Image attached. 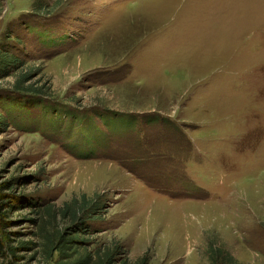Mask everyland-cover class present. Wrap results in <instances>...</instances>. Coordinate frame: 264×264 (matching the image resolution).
Returning a JSON list of instances; mask_svg holds the SVG:
<instances>
[{"label": "rangeland", "instance_id": "obj_1", "mask_svg": "<svg viewBox=\"0 0 264 264\" xmlns=\"http://www.w3.org/2000/svg\"><path fill=\"white\" fill-rule=\"evenodd\" d=\"M2 54L0 264L84 196L131 263L264 264V0H0Z\"/></svg>", "mask_w": 264, "mask_h": 264}, {"label": "trees", "instance_id": "obj_2", "mask_svg": "<svg viewBox=\"0 0 264 264\" xmlns=\"http://www.w3.org/2000/svg\"><path fill=\"white\" fill-rule=\"evenodd\" d=\"M17 61L14 58V61L9 63L5 54L0 55L1 78L10 76L12 68H16ZM104 200L103 196H96L93 199L84 196L80 202L77 199L72 201L69 207L74 209H68L64 213L65 218L71 219L72 224L54 239L48 240L50 246L46 248L45 253L50 261L58 254V264H149L147 256L136 263H131L126 246L118 240H115L114 246L108 249L97 246V239L90 241L89 238L107 231L102 221L108 209V204ZM213 249L212 264H239L237 259L225 251H218L216 247ZM7 255V245L0 237V260Z\"/></svg>", "mask_w": 264, "mask_h": 264}]
</instances>
